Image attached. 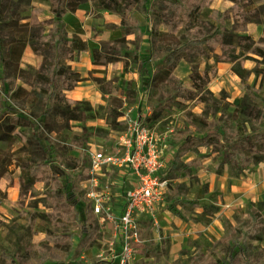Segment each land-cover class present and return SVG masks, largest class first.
Wrapping results in <instances>:
<instances>
[{
	"label": "rangeland",
	"instance_id": "rangeland-1",
	"mask_svg": "<svg viewBox=\"0 0 264 264\" xmlns=\"http://www.w3.org/2000/svg\"><path fill=\"white\" fill-rule=\"evenodd\" d=\"M254 1L258 5V0ZM146 2L149 12L137 9L132 13V17L140 22L138 36L130 33L123 43L111 44L120 51V57L108 64L95 65L91 61V49L95 46L102 48L117 38L114 31L121 26L122 17L113 10L97 8L91 0L79 6L96 22L90 30L78 29L87 39L89 52L80 54L75 51L74 57L64 62L71 64L72 68V62L78 63L73 69L82 80L76 86L90 95L76 100L89 102V116L83 121H67L60 119L59 114H53L56 131L48 133L46 128L43 130L52 142L49 139L41 141L48 146L46 158H41L42 150L33 147L35 153L32 157L44 164L41 180L33 188H21L19 168H14L10 175L0 180V187L6 193L0 198V264H111L102 256H109V242L112 240H115L114 247L119 248V239L117 242L109 221H102L85 208L81 180L88 166V150L98 145L112 148L130 121L141 118L154 131L157 144L163 150L166 165L161 174L170 184L166 210L183 218L190 216L205 222L209 217L204 212L192 216L194 209L204 208L206 212L213 213L219 207L216 203L221 200L215 191L210 202L201 199L202 193L208 190L206 177L227 168L239 174L238 167L232 164L233 159H238L233 152L241 150L234 143L235 135L245 129L251 134L264 132V74L255 71L257 66L264 67V63H258L261 58L246 52L229 61L219 58L222 54L220 47L184 44L181 24L176 26L178 22L174 19V24L166 23L167 15H171L166 2ZM212 5L223 10L231 7L232 2L214 0ZM258 6V11L245 25L256 42L261 35L255 34V26L264 28V6ZM51 15L48 0H7L3 12L6 21L19 20L20 24L31 18L44 21ZM49 28L45 24L43 33L47 34ZM71 31L66 26L67 37L72 36ZM150 34L152 37L149 39ZM49 39L48 36L39 39L38 44ZM176 39L183 43V48H175ZM0 50L6 51L7 47L0 45ZM150 55L153 58L148 61ZM240 59L250 71L245 81L247 86L234 71V67L239 68ZM41 61L42 56L27 47L21 60L27 78L35 79L34 74ZM192 63L197 64L200 70L210 64L216 68V76L208 87L221 106L215 115L208 117L207 125L199 120L194 123L188 116L189 113H201L203 103L196 101V97L188 100L183 97L193 89L189 78ZM218 65L225 66L221 74H217ZM169 68L171 71L167 70ZM1 77L8 78L4 91L0 92L2 111L11 105L13 111H20L23 116L27 113L38 115L36 119H30L40 122L44 118L41 104L37 106L27 102L25 97L13 99L6 95V91L10 92L17 86L28 90L31 86L14 77L10 67L5 68L0 60ZM68 93L67 90L66 95L70 97ZM226 101L242 107H258L261 119H252L242 110L235 112L234 105ZM35 129L37 133V127ZM24 131L30 133L28 127ZM212 131H217L220 136L212 138L210 145L199 144V137ZM22 145L23 142L12 132H0V147L14 150ZM183 152L187 154L182 156ZM252 168L253 165L245 169L249 172ZM107 180L113 182L114 189L123 192L131 177L114 172L108 175ZM262 193L263 197L248 201L231 217L222 216L224 232L221 236L188 240L186 246L173 253L170 235L162 232L161 227L158 231L153 229L150 218L141 215V241L135 246V264H229L226 254L230 251L237 253L236 264L245 260L250 264H264V189ZM70 195L73 197L68 199ZM248 211L257 215L251 237L246 233V226L251 223ZM2 253L6 257L1 256Z\"/></svg>",
	"mask_w": 264,
	"mask_h": 264
},
{
	"label": "trees",
	"instance_id": "trees-1",
	"mask_svg": "<svg viewBox=\"0 0 264 264\" xmlns=\"http://www.w3.org/2000/svg\"><path fill=\"white\" fill-rule=\"evenodd\" d=\"M6 1L0 0V45L7 47L6 51L0 50V60L5 68L10 67L14 77L23 79L31 86L30 90L21 85L17 86L10 92L6 91V95L13 99H23L25 97L27 102L37 106L41 104V115L44 118L36 123L30 118L36 119L38 115L27 113L23 116L20 111H13L11 105L2 111L0 105V132H12L23 142L22 146L14 150L0 147V180L10 175L14 168H19L21 188L27 190V188H33L35 183L41 180L44 164L32 157L35 153L33 147L42 150L43 157L41 158H46L45 151L48 146H45L41 141L42 139L50 140L43 133L45 128L48 133L55 130L53 114H59L60 119L67 121H83L89 116L88 111L91 109V105L87 100L79 101L66 95V91L76 86L82 80V77L75 72L71 64L64 62L66 59H72L76 50H88L86 42L81 36L77 34H73L71 37L66 36V21L64 19L67 12H75L81 3L86 0H48L52 11L50 18L44 21L31 18L30 21L21 24L19 20L6 21L4 19L3 12L6 8ZM213 1L164 0L166 9H171V15H167L170 18L167 17V22H165L168 25L170 22L174 24L177 20L178 24L176 26L181 24L180 26L183 27L181 36H185L184 44L199 47L207 46L209 48L220 47L222 54L219 58H225L229 61L238 59L239 55L243 53L252 52L258 58H261L258 63H264V35H261L256 42L253 35L247 32L245 28V25L251 21L252 14L259 9L255 1L230 0L232 2L231 7L223 10L213 6ZM91 2L97 8L113 10L122 17V36L110 41L108 45H104L102 48L95 47L91 50L94 64H108L120 57V51L111 44L123 43L128 34L135 33L138 36L141 32L140 22L132 17V13L137 9L147 13L150 9L146 0H91ZM172 19L175 21H172ZM45 24L50 26L47 34L43 33ZM46 36L50 39L48 41L43 40L38 44V40ZM151 37L152 34L149 35V39ZM28 44L37 55L42 56L41 66L35 71L34 80L26 77V71L21 63L24 48ZM176 45L175 48L180 49L184 46L178 40ZM152 58L153 56L150 55L147 60L151 61ZM239 63V68L234 67V71L247 86L245 81L248 79L250 71L244 67L242 59L239 60ZM171 69L167 70L171 71ZM255 71L264 74V67L257 66ZM215 76L216 68L213 65H207L203 70H200L197 64H191L190 79L193 89L188 90L183 97L185 100L196 97V101L203 103L201 113H189L188 115L194 123L199 120L207 125L208 117L215 115L220 109L221 102L208 87ZM0 80V92H3L4 83L8 78L1 77ZM150 82L149 80L147 83ZM100 89L106 92V90ZM220 99L224 102L222 98ZM227 102L234 105L235 112L242 110L252 119H261L262 114H259L258 107L251 105L242 107L234 104V102ZM25 127L29 128V134L24 131ZM36 127L38 129L37 133H35ZM218 136L220 134L217 131L206 133L199 137V144L210 145L212 138ZM235 137L234 143L240 146L241 150L233 152V156H237L238 159H233L232 164L238 167V172L264 161V132L258 131L251 134L245 129L241 133H237ZM5 196L6 193L0 188V198ZM72 197L73 195H70L68 199ZM85 208L89 209V206ZM248 215L251 223L246 226V233L251 237L253 230L256 228L257 215L249 211ZM1 256L6 257L4 253ZM236 256V252H228L226 254L228 263L236 264ZM239 264L250 263L245 260Z\"/></svg>",
	"mask_w": 264,
	"mask_h": 264
},
{
	"label": "built area",
	"instance_id": "built-area-1",
	"mask_svg": "<svg viewBox=\"0 0 264 264\" xmlns=\"http://www.w3.org/2000/svg\"><path fill=\"white\" fill-rule=\"evenodd\" d=\"M87 162L81 180L86 205L99 219L112 224L114 237L119 239V248L114 247L115 240L110 241L111 252L102 257L111 264H135V246L141 241L140 216L147 215L158 231L167 209L169 181L161 174L166 165L163 150L154 131L140 118L130 121L112 148H90ZM114 172L131 177L123 192L107 180Z\"/></svg>",
	"mask_w": 264,
	"mask_h": 264
},
{
	"label": "crops",
	"instance_id": "crops-1",
	"mask_svg": "<svg viewBox=\"0 0 264 264\" xmlns=\"http://www.w3.org/2000/svg\"><path fill=\"white\" fill-rule=\"evenodd\" d=\"M258 5L264 6V0H258ZM64 19L66 21V26H69L72 30L71 34H77L81 37L82 33L79 32L80 28H84V30H90L91 26L96 23L95 21H93L94 18L86 16L80 8H78L75 12H67L64 16ZM259 26H255V34H257V36L264 35V28L261 27V25ZM120 31L121 26L119 25L115 28L114 31L116 32L115 34L117 38L121 37ZM254 32H252V34H254ZM110 36L111 35H109V37ZM83 39L86 42L87 39ZM101 39L106 38L101 37ZM29 46V44L26 45L24 51H26L27 47ZM78 52L81 54L88 53L89 51L81 50ZM86 58L87 60H89L88 55ZM221 63L222 62H219V64ZM77 64V62H72L73 68L76 67ZM95 64L93 63V65ZM223 69H225V66L221 67L220 65H218L217 74H221V70ZM68 91V95L70 96V98L73 99H82L90 95L88 91L83 90L81 88L79 89L77 86L73 87L72 89H69ZM93 100H95V98ZM186 154L187 152L181 153L182 156ZM206 182H208V190L202 193L203 197L201 199L206 200V202H210L209 200H211V197H213V193L215 191V194L218 195V198H221V200L219 199L220 203H216L219 207L213 213L206 212L204 208L200 210L194 209L192 216L195 215V213L200 214L204 212V214L209 217V220L207 222L203 220H196L194 219V217L190 216L183 218L173 213H170L168 210H166L162 214L163 218L160 227L162 229V232H165L171 237L172 253L186 246L188 240H201L203 238L206 239L221 236L224 232L223 225L221 223L222 216L231 217L233 212L237 208H240L241 206L245 205L248 201H255L263 197L262 192L264 189V161H260L256 163V165H253V168L249 170V172L246 169H243L239 174L233 173L230 168L223 169L219 173H214V175L211 174L207 176ZM214 197L216 199V196Z\"/></svg>",
	"mask_w": 264,
	"mask_h": 264
}]
</instances>
